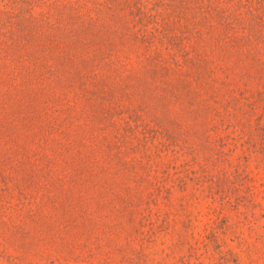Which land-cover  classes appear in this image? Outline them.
Listing matches in <instances>:
<instances>
[{
    "label": "rangeland",
    "instance_id": "obj_1",
    "mask_svg": "<svg viewBox=\"0 0 264 264\" xmlns=\"http://www.w3.org/2000/svg\"><path fill=\"white\" fill-rule=\"evenodd\" d=\"M0 264H264V0H0Z\"/></svg>",
    "mask_w": 264,
    "mask_h": 264
}]
</instances>
